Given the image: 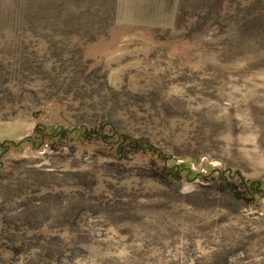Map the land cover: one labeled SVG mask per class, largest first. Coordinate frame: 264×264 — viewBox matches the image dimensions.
Segmentation results:
<instances>
[{"label": "rangeland", "instance_id": "374dc122", "mask_svg": "<svg viewBox=\"0 0 264 264\" xmlns=\"http://www.w3.org/2000/svg\"><path fill=\"white\" fill-rule=\"evenodd\" d=\"M0 264H264V0H0Z\"/></svg>", "mask_w": 264, "mask_h": 264}, {"label": "trees", "instance_id": "16d2710c", "mask_svg": "<svg viewBox=\"0 0 264 264\" xmlns=\"http://www.w3.org/2000/svg\"><path fill=\"white\" fill-rule=\"evenodd\" d=\"M253 185V184H252ZM259 187V186H258ZM257 186H254L251 188L252 190H255V188H258Z\"/></svg>", "mask_w": 264, "mask_h": 264}]
</instances>
